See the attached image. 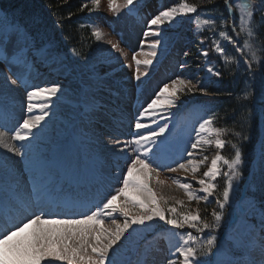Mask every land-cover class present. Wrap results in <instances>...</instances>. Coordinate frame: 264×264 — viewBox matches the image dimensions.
I'll use <instances>...</instances> for the list:
<instances>
[{
	"label": "snow or ice",
	"instance_id": "1",
	"mask_svg": "<svg viewBox=\"0 0 264 264\" xmlns=\"http://www.w3.org/2000/svg\"><path fill=\"white\" fill-rule=\"evenodd\" d=\"M136 0H108V7L111 11L120 14L121 9H129L134 6ZM228 17L231 18L232 24L230 30L220 31L219 36L224 38L225 42L230 44L236 53H239L243 58V63L247 66L246 70L249 74L252 73V64L254 61L260 62L261 69L264 70V58H258L256 50L253 48V38L256 35L258 25L255 23V14L264 9V0H243L242 3H237L236 0H222ZM101 0H91V8L87 4L81 5V9L88 8L89 11H94L99 8ZM199 5L180 3L178 6L166 7L160 10L158 14L153 15L147 21L148 29L143 33L147 38L149 36L159 37L161 32L159 28L165 22H172L178 15L197 14ZM239 12V23H237L236 13ZM221 25H227L228 19L223 17L221 13L218 17ZM264 19V13H262ZM197 28L209 26L214 29L217 26V19L201 20L200 16H196L195 20ZM16 29L17 25H13ZM231 33V34H230ZM215 35V32L213 33ZM245 35L243 44L238 40L241 35ZM93 35L97 40L102 38V32L99 29L93 30ZM109 43H111L109 41ZM160 39H152L148 45L152 51L145 53L148 57L156 56V49L161 45ZM203 43V41H201ZM113 49H119V45L111 43ZM214 51L224 58L225 63H229V57L226 55L225 47L221 45L219 40H214L212 43ZM143 48V42L141 44ZM248 49V54L244 49ZM261 51H264V42H261ZM46 56H55V53L44 52ZM208 56V50L201 53ZM136 53L132 55V60L136 65L135 79L141 80L142 76L147 73L140 72V66H149L152 64L151 59L140 60ZM188 55L187 52L184 53ZM250 57V58H249ZM132 65L129 64L128 67ZM207 72L215 77H221L222 73L214 69L212 66L207 68ZM10 79V77H9ZM12 84H16V80H11ZM197 85H200L198 88ZM59 86L53 84L47 87H34L27 91L26 97L28 101V112L32 113L36 107L32 101L39 93H49L55 96L59 91ZM200 91L207 92V89L199 80L193 83L192 79H182L177 77L171 80L170 84L166 83L155 93L154 98L147 103L146 107L140 111L139 116L135 121L137 130L146 129V135H140L139 132L131 141L121 142L114 141V145L123 143V149L132 148L134 153L131 162L127 165L126 172L122 174V186L116 190L114 195H110L101 205H97L94 211L83 212L69 216L63 214L52 213L47 210L46 197L49 195L48 188L42 181H36L32 193L27 197L17 196L20 203L18 209L19 218L12 217L10 219L0 218V264H55L59 261L61 264H114L111 259V252L114 246H118V242L133 224L145 225L146 222H151L154 218L165 221L167 225L173 229H184L186 226L195 229L196 233H204L208 230L206 238L202 239L200 235H194L192 231L186 232L185 235L179 238V247L176 248V253L182 260L179 262L176 259H169L167 264H200L198 257L208 253L220 251V243L217 235V229L221 227V221L224 217L225 206L231 201L234 192V182L242 176L241 165L243 163V152L238 144H232L234 155L229 159L217 152L211 159L210 166L203 172V176L196 180L201 186L199 192L202 195H197L195 191L190 190L189 183H182L181 179L173 180V183L183 188L187 194L188 200L207 202L209 197L216 196L218 185L213 181L218 176L225 177L222 193L216 196L218 209L211 211V220L203 219L200 215V210L195 211L185 210L178 211L176 205L186 208L183 200L175 201L172 206H169V199L164 195L157 196V193L147 183L151 179L153 173L158 175L159 167L153 168L150 153L153 151L151 145L168 129V124L163 126L157 124L153 130L148 125L141 123V118L145 116H155L157 109L166 102L168 105H175L177 93L183 91ZM253 96L252 92H246L245 99ZM254 98V97H253ZM260 100L264 102V86L261 88ZM47 104L40 105L39 115H26L22 119V123L12 132L10 138L6 133L0 132V146H3L10 152H14L22 158L27 155V145L21 144L16 146V141H27L29 137L33 139L36 133L33 129L38 128L41 121L45 120L48 112L45 109ZM252 113L249 111L248 118ZM260 117L262 125H264V107L260 109ZM214 116H209L203 120L197 130L196 139L191 143L190 149L186 152V162L178 163L176 167L169 168L171 172H176L178 169L188 171L191 169L195 176L199 168L208 160L204 156L201 160L193 159V150H197L204 144H215L217 149H223L226 141L220 137L223 135V130L212 128ZM153 123H156L153 120ZM250 128V125H249ZM201 133H214L215 140L204 139ZM242 140L247 141L250 135L235 133ZM261 160L264 164V139L261 140ZM227 167L226 172H221L220 163ZM138 173V175L136 174ZM159 182V181H158ZM132 187L140 190L141 193H148L147 203L143 200H137L127 194V189ZM261 198L258 201L255 196L248 198L247 204L249 210L253 213L259 209V232L257 233L256 226H252L243 238L225 241L224 255H230V259L217 261V264H264V186L260 189ZM35 195V201L32 200V195ZM124 197L122 204H117L116 201ZM161 204L164 206L161 207ZM131 206V209H129ZM31 209V211H29ZM119 212L123 216V224L112 220L113 227H104L102 217H111L114 213ZM237 252L241 255L237 256ZM247 256L245 260L243 257Z\"/></svg>",
	"mask_w": 264,
	"mask_h": 264
},
{
	"label": "rangeland",
	"instance_id": "2",
	"mask_svg": "<svg viewBox=\"0 0 264 264\" xmlns=\"http://www.w3.org/2000/svg\"><path fill=\"white\" fill-rule=\"evenodd\" d=\"M138 2H152L153 0H136ZM162 0L161 2H163ZM172 2V0H167L165 3L162 4V10L168 6V4ZM161 8V7H160ZM96 12V11H95ZM94 12V13H95ZM107 13L108 15L112 16L114 19H120L124 20L125 22L129 21L128 16L124 12H120L119 15L114 13L107 7V5H104V3H101L97 13L93 15L91 18L94 20L96 24V28L99 29L102 32V36H107V34L115 35V32L108 29L111 28V25L114 23L112 19L107 18V23H105V19L100 14ZM158 13L155 12L156 15ZM183 15H178L172 22H169V24H172L173 26H178L179 22L181 20ZM112 29V28H111ZM111 31V32H110ZM112 33V34H111ZM12 34V32H11ZM113 35V36H114ZM115 37V36H114ZM116 38V37H115ZM23 44V42H21ZM124 44V43H122ZM0 76L3 77L6 76L9 80V83L5 85V89L3 90V96L0 97V113L5 116L7 112V117L9 118L10 115L15 116L17 119L22 120L24 116L26 115H39L40 112V105L47 104L48 107L45 109V111L48 112V115L45 117L44 121L40 122L39 126H42L38 131L33 129V132L36 133L35 138L29 137V140L27 141H16L13 142L16 144L17 147H19L21 144L27 145V155L25 157H21L17 155L14 152L8 151L3 146H0V157L9 161L11 160L13 163H20L23 167L22 170L24 171H35L38 169L41 165L45 164L47 160L53 159V161H58L60 158L59 153H62L64 151V139L66 135V131L68 130V127L70 126L69 121L77 120L78 113L80 111V105L77 97L79 88L78 83L70 78V82L66 81L65 83L67 86H63L62 84L58 85V81L56 80V77H53V75L49 78L48 75L51 74L47 66H43L40 68L39 71L35 69L36 67L32 68V65L27 62V60H32L34 55V51L32 48L28 49H19L17 51L10 43H8L7 36L0 34ZM18 53L17 57H12L14 53ZM28 53V54H27ZM28 55V57L24 55ZM21 55H23L26 59L21 60ZM127 60L124 59L123 61H120L117 65L118 68L122 66L124 62ZM51 63V61H48V66ZM122 70H125L124 74H128L130 77H123L121 73H117L119 70H114L112 67H103L100 70V73L103 75H111L115 80H119L120 82H123L124 84H129L131 89L136 88L137 85L142 84L143 78L141 77L140 81H137L135 79V70L132 67H124ZM38 72V80L42 84H46L45 87L51 86L52 83L59 86V91L55 96L50 95L49 93H39L37 97L33 98L32 103L36 106L33 109L32 113L28 112V101L26 97V93L29 90H32L34 87H36L35 82L33 81L35 72ZM114 72V73H113ZM10 77V79H9ZM177 77L182 78L180 75H177ZM176 77V78H177ZM1 78V77H0ZM54 78V79H53ZM16 80V84H12L11 80ZM2 80V79H1ZM150 87H147V90ZM1 91V89H0ZM155 91L154 90H148V94H146V98H150V100L153 98V95ZM100 97V99L103 102H106V104L109 106V108L114 109L116 112L118 110V115L121 116V121H128L126 124V128L128 123H133L131 120V113L129 110L128 101L122 100L118 95L110 94L107 91L101 92L100 89L97 90L96 96ZM74 97V98H73ZM72 99V102L70 100ZM114 102H117L115 105ZM118 108V109H117ZM11 109V110H9ZM10 111V112H9ZM114 112V111H113ZM95 113V112H93ZM92 113V114H93ZM90 113H85L83 116L92 121V122H106L111 121L110 118V112H108V117L104 115H97L98 118L95 117V115H92ZM131 116V117H129ZM50 117L56 121V125H51L49 123H45L46 118ZM152 122L156 119H150ZM108 126H110V123H107ZM170 125V124H169ZM18 121L14 120L13 128H17ZM108 132L113 135V127L107 128ZM128 131H126V137L127 139L130 136V132H132V129L127 128ZM7 137H11V133H6ZM107 144V137H103L101 140V144ZM35 144L41 145L43 148H45L44 151H41L39 153H34L32 151V147ZM54 148H56L54 150ZM96 150H99L100 147H95ZM49 150V151H48ZM9 159V160H8ZM59 163H62V166L64 163H66V158H62V160L59 161ZM192 171H184L178 169L175 173L180 174L183 177H192ZM138 175V173H137ZM45 180L42 182H45L47 180V168L46 172L44 173ZM100 176L102 178H105L108 180L107 174H101ZM158 175H152L151 179L147 181L149 186L153 189L154 192L157 193L158 196L161 194L164 195L166 198L169 199V201H177V200H184L188 199L187 194L183 188H180L175 183H171L168 179H164L163 177L158 178ZM159 181V182H158ZM122 186V185H121ZM59 188L65 190L68 189L66 183H63L59 186ZM55 192L58 191V189L54 190ZM116 193L113 192L112 195ZM127 194L137 200H143L145 203H147L148 200V193H141L140 190L134 189L132 187H129L127 189ZM202 194V193H201ZM124 202V197H120L116 203L122 204ZM129 209H131V206H129ZM119 212L114 213L111 217H102L103 219V226L104 227H113L112 220L115 219L117 223L123 224L124 218L119 217ZM122 216V215H121ZM156 218H154L155 220ZM153 220V221H154ZM147 223V222H146ZM141 224H133L131 228L127 230L125 233V237L121 238V241L118 242V246H114V250L111 252V259L114 258V256L124 249H127L130 243H134L135 237L139 238L138 229L141 227ZM137 241V240H136ZM175 255V253H174Z\"/></svg>",
	"mask_w": 264,
	"mask_h": 264
},
{
	"label": "trees",
	"instance_id": "3",
	"mask_svg": "<svg viewBox=\"0 0 264 264\" xmlns=\"http://www.w3.org/2000/svg\"><path fill=\"white\" fill-rule=\"evenodd\" d=\"M84 2L86 0H0V8L5 12V16L3 18L0 17V23H3L2 25L4 26L15 24L26 28L32 43L38 47L43 46L44 52L47 51L57 54L56 52L59 49L51 46L52 42L56 40L57 43L65 46L64 49H73L80 57L85 56L92 59L90 62L94 63L96 61L93 59H96L99 52H101V45H97L93 31L85 20L87 12L89 11L88 8L91 7L87 3L88 8L81 9V5ZM187 2L203 7H215L218 16L222 13L225 18V8L222 0H187ZM54 19L57 22L56 25ZM254 19L258 25L255 37L259 39V43L261 44V42H264V19H262V12L255 14ZM217 20L220 23L218 18ZM237 23H239V12ZM58 24L60 25L59 32L57 30ZM117 55L125 56L121 52L117 53ZM256 55L258 58H264V51H257ZM189 61L192 62L193 59L189 58ZM230 82L233 81L224 78L219 86H216V84L213 85L212 83L204 84L203 86L207 91L222 96L221 98L224 101L223 116H226V119L231 118L229 129L233 130L238 125L250 124L251 117L250 119L248 118V113L251 110L248 106L243 105V94H237L235 101L228 98L231 92ZM193 83L196 82L193 81ZM197 87L199 88L200 85H197ZM203 93L200 91L190 92L185 90L178 92L176 95L181 99H195L201 98ZM250 98L251 96L246 102H249ZM246 131V129L240 128L238 133L246 134ZM171 203L173 204L174 202L170 201L169 204ZM196 209L200 210L202 217L208 215L210 212V208L207 205L194 201L187 202L186 208L181 207L180 211H195Z\"/></svg>",
	"mask_w": 264,
	"mask_h": 264
}]
</instances>
